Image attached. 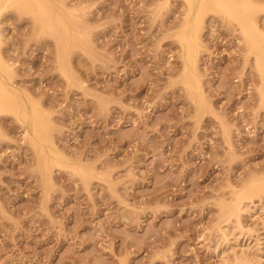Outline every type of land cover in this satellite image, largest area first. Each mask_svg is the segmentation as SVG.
I'll list each match as a JSON object with an SVG mask.
<instances>
[{
  "label": "rangeland",
  "instance_id": "obj_1",
  "mask_svg": "<svg viewBox=\"0 0 264 264\" xmlns=\"http://www.w3.org/2000/svg\"><path fill=\"white\" fill-rule=\"evenodd\" d=\"M251 1L264 31V0ZM54 3L74 35L68 60L31 14L1 17L15 81L66 160L45 172L25 125L0 114V264H231L229 246L214 249L225 206L250 185L264 208L261 75L239 22L206 12L200 96L184 77L185 0ZM255 210L246 230L264 222Z\"/></svg>",
  "mask_w": 264,
  "mask_h": 264
},
{
  "label": "bare ground",
  "instance_id": "obj_2",
  "mask_svg": "<svg viewBox=\"0 0 264 264\" xmlns=\"http://www.w3.org/2000/svg\"><path fill=\"white\" fill-rule=\"evenodd\" d=\"M185 1L188 6V13L181 30V44L183 49L184 77L192 91L195 90L202 96L201 78L198 70L199 49L202 43L201 36L204 30L206 12L214 8L216 11H221L239 22L247 41L251 45L252 50L255 51L256 64L261 75V98L264 104V31L259 27L257 17L252 12L254 9L253 2L251 0ZM12 7L21 13L31 14L34 17L36 33H47L55 37L61 53L67 60L70 47L74 42V35L69 19H67V14L65 16L64 11L56 8L54 0H0V114H15L25 125L26 133L39 152L41 159L40 167L45 172H50L55 163L64 162L66 158L54 148L52 142L49 140V126L46 125V120H49V114L39 102L34 100L29 91H23L17 84L13 69L14 64L2 52L4 39L1 17L8 8ZM63 10L66 11L64 7ZM62 70L66 76H70L67 65H63ZM194 92L192 93L193 97L201 101L202 97L200 99L199 94L196 96ZM79 172L85 178H88L89 175L86 170L80 169ZM258 180L254 179L251 183ZM249 190L250 185H244L241 189L234 192L230 203L225 206L228 223L226 226L219 227L220 238H218L219 240L214 249L218 250L221 245H224V248L229 246L232 257L228 261L231 264H252V260L250 259L251 253L248 249L250 244L247 242L251 241L255 234V240L259 245L264 246V233L260 232L261 229H264L262 218H257L259 220L253 229L246 230L242 224V214L244 212H248L254 217L256 216L254 214L255 209L261 210V213L264 211L263 206H256L254 204ZM243 240H246V243L238 247L240 244L237 243ZM263 248L260 247V252H263ZM222 253L226 254V250ZM251 258L253 259V257ZM226 259L224 258V262ZM262 260L260 258V261Z\"/></svg>",
  "mask_w": 264,
  "mask_h": 264
}]
</instances>
